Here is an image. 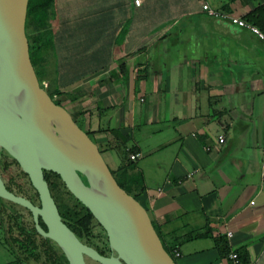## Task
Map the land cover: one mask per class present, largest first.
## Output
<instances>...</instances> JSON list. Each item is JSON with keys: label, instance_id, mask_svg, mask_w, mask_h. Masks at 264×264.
Here are the masks:
<instances>
[{"label": "crops", "instance_id": "0c3cea01", "mask_svg": "<svg viewBox=\"0 0 264 264\" xmlns=\"http://www.w3.org/2000/svg\"><path fill=\"white\" fill-rule=\"evenodd\" d=\"M263 2L53 0L39 84L112 169L114 153H139L136 201L175 244L176 264H229L215 235L230 251L243 247L247 264H264V46L201 10L244 21ZM193 231L206 235L186 239Z\"/></svg>", "mask_w": 264, "mask_h": 264}, {"label": "water", "instance_id": "95a60500", "mask_svg": "<svg viewBox=\"0 0 264 264\" xmlns=\"http://www.w3.org/2000/svg\"><path fill=\"white\" fill-rule=\"evenodd\" d=\"M26 3L0 0V150L27 176L38 206L7 191L1 178L0 199L29 211L35 231L58 247L67 264H85L83 257L98 264H176L146 210L116 184L96 145L39 85L24 34ZM43 171L57 175L90 213L103 230L108 256L81 243L62 223Z\"/></svg>", "mask_w": 264, "mask_h": 264}, {"label": "trees", "instance_id": "16d2710c", "mask_svg": "<svg viewBox=\"0 0 264 264\" xmlns=\"http://www.w3.org/2000/svg\"><path fill=\"white\" fill-rule=\"evenodd\" d=\"M52 6L53 0H27L26 3L24 34L27 41L28 58L39 83L41 81V75L38 67L40 63H42L46 50L50 46L51 33L49 29V17L52 11ZM216 11L218 16H215L214 18L227 20V22L230 23V21L224 17L225 15H228L227 11ZM243 19L247 23L255 26L264 35V2L258 4L251 11L246 13ZM120 68H122L121 65ZM48 95L52 99L51 94ZM53 102L60 105L58 100H53ZM71 118L73 122L82 129L80 121L76 117L71 116ZM84 132L87 136L88 134L90 135V132L86 130ZM96 147L99 150L98 146ZM132 152H134L133 148L123 149L119 154V164L115 169L109 171L116 184L125 193L136 200L138 194L142 192V181L139 174L133 170V161L128 159V154ZM45 175L44 179L46 181H48L47 175L53 179L52 182L49 181L47 185L49 186L48 189L50 196L56 206L61 221L80 242L86 244L87 242L84 240V237L87 236L91 221H94L90 213L67 192L54 173L46 172ZM59 194L61 199L66 198L65 201L67 202V206H64L62 200L58 199ZM1 202L2 199H0V207L2 205ZM6 217L8 218L7 224L4 227L0 225L1 232L4 231L0 243H2V246L11 255V260L8 261L7 264H38V262L41 264H67L58 247L47 238L39 236L32 225L25 227L20 222L21 217L19 214L10 212ZM150 223L162 245V248L171 257L170 251L173 249L177 250L175 244L164 242L151 220ZM205 235L206 233L193 231L188 232L185 238L192 239ZM212 238L219 256L225 258L229 252L232 251L236 254L237 264H247L248 257L243 247L230 251L223 236L215 235ZM93 248L98 250V252L99 249H106V239L103 232L100 247ZM172 259L174 261V258ZM228 263L231 264L230 260Z\"/></svg>", "mask_w": 264, "mask_h": 264}, {"label": "rangeland", "instance_id": "374dc122", "mask_svg": "<svg viewBox=\"0 0 264 264\" xmlns=\"http://www.w3.org/2000/svg\"><path fill=\"white\" fill-rule=\"evenodd\" d=\"M81 126V125H80ZM82 128V126H81ZM83 129V128H82ZM90 140L94 143L93 138L91 135H89ZM101 158L103 159V161L105 162V164L107 165L109 170H112L114 163L110 162L106 159V156L103 155L100 151V149L98 150ZM113 158H118L119 154L114 153L113 154ZM2 165V163H1ZM7 169V170H6ZM2 173L0 174L1 178L3 180H5L6 178H14L15 181L17 180V184L20 181L19 177L17 176L16 178V174H17V169L13 168V167H8V168H4V171H1ZM20 176V175H19ZM52 178L50 176H48V181L52 182ZM23 183H25V181L22 178ZM21 185V184H20ZM23 186V193L25 195L30 194L31 190L28 189V187L26 186V184L21 185ZM13 188L15 189L16 187L13 186ZM21 190V189H20ZM17 192V191H16ZM58 193V192H57ZM56 195V193H55ZM58 199H61L60 194L58 196ZM66 198H62V202L64 206H67V202L65 201ZM2 205L0 207V225L2 227H4L7 224V220L8 218L6 217V215L10 212H14L20 215L21 219L20 222L25 226L28 227L30 226V218L29 215L27 214V212L19 205L13 204L9 201H4L2 200ZM70 205V204H68ZM2 233H4V231L1 232V227H0V239L2 238ZM86 237V238H85ZM84 237V240H86V245H89L91 247H100L101 245V239H102V230L100 229L99 225L95 222V221H91L90 225H89V230L87 233V236ZM2 240V239H1ZM1 242V241H0ZM85 264H98L97 262L87 258V257H83ZM11 260V255L9 254V252L2 246V243H0V264H4V262L10 261ZM174 261L176 262V259H174ZM38 264H41L40 262H38Z\"/></svg>", "mask_w": 264, "mask_h": 264}, {"label": "flooded vegetation", "instance_id": "af4514ba", "mask_svg": "<svg viewBox=\"0 0 264 264\" xmlns=\"http://www.w3.org/2000/svg\"><path fill=\"white\" fill-rule=\"evenodd\" d=\"M52 101H53V99H52ZM71 117V116H70ZM72 119V118H71ZM1 163H2V165H1ZM8 167H13V168H16L17 169V174H16V178H17V176L19 177V179H20V181L18 182V185H16L17 183V180L15 181V179L14 178H6L5 180H3L2 178H1V176H0V178H1V180H2V183H3V185H4V187H5V189L7 190V191H9V192H11L12 194H14V195H18V196H21V197H23V198H25V199H27L32 205H34V206H38V198H37V195H36V192H35V190L32 188V186L30 185V183H29V181H28V178H27V176L20 170V168H19V166L15 163V161L13 160V159H11L8 155H6L2 150H0V174L2 173L1 171L3 170L4 171V168H8ZM7 170V169H6ZM46 172L47 171H43L42 172V176H43V179H44V176H46L45 174H46ZM20 175V176H19ZM57 176V175H56ZM22 178H23V180L25 181V183H23V181H22ZM59 179V178H58ZM47 180H48V175H47ZM81 180L83 181V179L81 178ZM44 181H45V183H46V185H47V183H49V181H46L45 179H44ZM60 181V180H59ZM84 182V181H83ZM24 185V184H26V186L28 187V189H30L31 190V192H30V194H27V195H25L24 193H23V186H21V185ZM13 186L14 187H16L15 189L13 188ZM47 188H49V186L47 185ZM21 189V190H20ZM17 191V192H16ZM48 191H49V189H48ZM50 194V193H49ZM5 201V200H4ZM23 208V207H22ZM26 212H27V214L29 215V218H30V225H32L33 226V222H32V217H31V214L29 213V211H27L25 208H23ZM37 219V223H38V226L42 229V230H45V226L42 224V222L40 221V219H39V217H37L36 218ZM60 220H61V218H60ZM63 223V222H62ZM34 228V227H33ZM101 229V228H100ZM35 230V229H34ZM102 230V229H101ZM36 232V231H35ZM102 232H103V230H102ZM37 233V232H36ZM38 234V233H37ZM104 234V233H103ZM39 235V234H38ZM40 236V235H39ZM42 237V236H41ZM44 238V237H43ZM52 242V241H51ZM82 243V242H81ZM86 245V244H85ZM89 246V245H88ZM91 247V246H90ZM91 248H93V247H91ZM98 254H100V255H103V256H108L109 254H110V251L108 250V248H107V244H106V249H99V252H101V253H99L98 252V250H96L95 248H93Z\"/></svg>", "mask_w": 264, "mask_h": 264}, {"label": "built area", "instance_id": "2783aa9c", "mask_svg": "<svg viewBox=\"0 0 264 264\" xmlns=\"http://www.w3.org/2000/svg\"><path fill=\"white\" fill-rule=\"evenodd\" d=\"M134 5L139 4V0H133ZM201 10L204 11L207 15H210L212 17L218 16L217 11L211 9L209 6H207L205 3H201ZM230 23L235 24L239 27L246 28L250 33H252L257 39H259L264 46V35L253 25L244 22L243 20L235 17H231L229 15H225ZM216 142L221 143L222 142V136L217 135ZM139 157V153H129L128 159L130 161H135ZM258 175H259V183L261 185H264V147L261 149L260 152V159H259V165H258ZM250 205L253 204L252 201L249 202ZM227 236H229V233H226ZM171 257L176 259L179 256V253L177 250H171L170 251ZM228 259L230 260L231 264H237V258L236 254L234 252H229Z\"/></svg>", "mask_w": 264, "mask_h": 264}]
</instances>
